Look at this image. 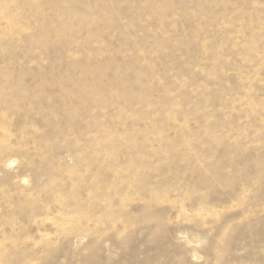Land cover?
<instances>
[{"label": "rangeland", "instance_id": "374dc122", "mask_svg": "<svg viewBox=\"0 0 264 264\" xmlns=\"http://www.w3.org/2000/svg\"><path fill=\"white\" fill-rule=\"evenodd\" d=\"M0 264H264V0H0Z\"/></svg>", "mask_w": 264, "mask_h": 264}, {"label": "bare ground", "instance_id": "6f19581e", "mask_svg": "<svg viewBox=\"0 0 264 264\" xmlns=\"http://www.w3.org/2000/svg\"><path fill=\"white\" fill-rule=\"evenodd\" d=\"M17 165V164H16Z\"/></svg>", "mask_w": 264, "mask_h": 264}]
</instances>
